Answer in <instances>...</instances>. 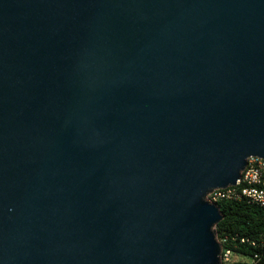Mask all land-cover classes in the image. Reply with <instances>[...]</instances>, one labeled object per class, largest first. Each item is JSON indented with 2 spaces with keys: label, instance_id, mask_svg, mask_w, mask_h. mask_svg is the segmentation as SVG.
<instances>
[{
  "label": "water",
  "instance_id": "95a60500",
  "mask_svg": "<svg viewBox=\"0 0 264 264\" xmlns=\"http://www.w3.org/2000/svg\"><path fill=\"white\" fill-rule=\"evenodd\" d=\"M250 157L264 0H0V264H221Z\"/></svg>",
  "mask_w": 264,
  "mask_h": 264
},
{
  "label": "trees",
  "instance_id": "16d2710c",
  "mask_svg": "<svg viewBox=\"0 0 264 264\" xmlns=\"http://www.w3.org/2000/svg\"><path fill=\"white\" fill-rule=\"evenodd\" d=\"M217 206L223 218L215 226L216 237L225 239L222 249H230L237 257L230 264H264V208L246 200Z\"/></svg>",
  "mask_w": 264,
  "mask_h": 264
},
{
  "label": "built area",
  "instance_id": "2783aa9c",
  "mask_svg": "<svg viewBox=\"0 0 264 264\" xmlns=\"http://www.w3.org/2000/svg\"><path fill=\"white\" fill-rule=\"evenodd\" d=\"M205 199L215 205L223 201L246 200L264 208V158H248L247 164L234 186L214 189L206 195ZM224 241L225 239L218 240L221 245L220 261L224 264H230L234 261L233 253L230 249H222L221 243Z\"/></svg>",
  "mask_w": 264,
  "mask_h": 264
},
{
  "label": "rangeland",
  "instance_id": "374dc122",
  "mask_svg": "<svg viewBox=\"0 0 264 264\" xmlns=\"http://www.w3.org/2000/svg\"><path fill=\"white\" fill-rule=\"evenodd\" d=\"M234 260H237V257H234Z\"/></svg>",
  "mask_w": 264,
  "mask_h": 264
}]
</instances>
